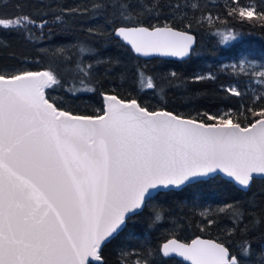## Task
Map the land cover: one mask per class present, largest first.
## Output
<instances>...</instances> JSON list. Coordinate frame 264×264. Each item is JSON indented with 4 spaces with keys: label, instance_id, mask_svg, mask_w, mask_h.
Wrapping results in <instances>:
<instances>
[{
    "label": "snow or ice",
    "instance_id": "6c2138e0",
    "mask_svg": "<svg viewBox=\"0 0 264 264\" xmlns=\"http://www.w3.org/2000/svg\"><path fill=\"white\" fill-rule=\"evenodd\" d=\"M232 4L230 16L264 19V9L254 4ZM118 7L129 18L132 5ZM29 26L37 22L28 15L0 17L3 29ZM115 35L144 56L184 57L194 43L192 35L168 24L151 30L120 26ZM220 35L223 43L236 39L231 32ZM233 67L248 74L244 62ZM90 69L80 66L79 73L87 77ZM251 75L262 86L253 102L264 104V70ZM60 83L53 70L0 71V264H103L105 242L158 189L215 173L247 189L254 177H264V106L247 108L254 119L246 123L231 111L198 120L101 93L102 114L77 115L46 96L44 89ZM146 87H154L151 79ZM224 90L243 95L239 87ZM250 247L242 245L243 256ZM159 253L190 264H241L223 243L199 238L190 244L169 239Z\"/></svg>",
    "mask_w": 264,
    "mask_h": 264
},
{
    "label": "trees",
    "instance_id": "16d2710c",
    "mask_svg": "<svg viewBox=\"0 0 264 264\" xmlns=\"http://www.w3.org/2000/svg\"><path fill=\"white\" fill-rule=\"evenodd\" d=\"M249 1L264 9V0H239L242 6ZM123 4L133 7L129 18L120 15ZM232 6V0H0V17L28 15L37 22L26 31L0 28V71L53 70L61 83L46 88V96L74 114H102L101 93H112L151 111L198 120L204 113L231 111L246 123L254 119L247 108L264 106L252 99L262 86L252 82L247 89V75L233 65L246 59L264 69V19L230 16ZM165 24L197 37L190 58L144 60L113 35L118 26ZM225 32L236 39L223 43ZM89 64L90 75L83 77L79 67ZM231 85L243 95H229L224 89ZM196 236L223 243L241 264H264V178H254L247 190L215 175L159 191L105 243L103 264L145 258L149 264H185L162 257L159 249L169 238L188 242ZM245 242L251 246L248 256L241 252Z\"/></svg>",
    "mask_w": 264,
    "mask_h": 264
},
{
    "label": "water",
    "instance_id": "95a60500",
    "mask_svg": "<svg viewBox=\"0 0 264 264\" xmlns=\"http://www.w3.org/2000/svg\"><path fill=\"white\" fill-rule=\"evenodd\" d=\"M130 26H135V25H130ZM140 26H142V25H140ZM118 27H120V26H118ZM118 27H116L115 29H114V31H113V35L116 37V38H118L122 43H124L129 49H130V51L132 52V54L134 55V56H136V57H139V58H141V59H144V60H149V59H152V58H161V59H165V60H175V61H183V60H187L188 58H190L191 57V55H192V53H193V50L195 49V47H196V45H197V37L193 34V33H191V32H188V31H184V30H180V29H176V28H174L175 30H177V31H184V32H187L189 35H192L193 37H194V43L192 44V47L189 49V53H188V55H186V56H184V57H180V56H165V55H160V54H157V53H153V54H150V55H148V56H144V55H140V54H138V53H136L135 51H133V49H132V47H131V45L130 44H128L127 42H125L121 37H117L116 35H115V30L118 28ZM144 27H146V26H144ZM157 27H162V26H157ZM149 28V27H148ZM150 30H151V28H149ZM44 91H45V89H44ZM46 94V93H45ZM109 94H112V93H109ZM113 95H115V94H113ZM117 96V95H116ZM118 97V96H117ZM101 98H102V101H103V97L101 96ZM119 98V97H118ZM121 99V98H120ZM138 102V101H137ZM103 107H104V101H103ZM149 111H151V110H149ZM154 111H168V110H165V109H161V110H154ZM168 112H171V111H168ZM171 113H173V112H171ZM74 114V113H73ZM173 114H175V113H173ZM77 115H82V114H77ZM175 115H177V114H175ZM178 116H180V115H178ZM181 117H183V116H181ZM183 118H189V117H183ZM215 175H221L222 177H224V178H226L224 175H223V173H215V174H211L210 176H208V177H205V178H199V179H197V180H194V181H192L191 183H194V182H196V181H199V180H206V179H208V178H210V177H213V176H215ZM254 178H264V177H259V176H257V177H254ZM226 179H228V178H226ZM229 180V179H228ZM231 181V180H230ZM233 182V181H232ZM191 183H189V184H191ZM186 185H188V184H186ZM186 185H183V186H181L180 188H169V189H163V188H161V189H158L157 191H155V192H153L152 193V195L150 196V197H148L147 199H146V202L150 199V198H152L156 193H158L159 191H167V190H179V189H181L182 187H184V186H186ZM237 185V184H236ZM240 189H242V190H247V189H244V188H242L241 186H239V185H237ZM145 202V203H146ZM145 205V204H144ZM144 205L142 206V208H140V209H138L135 213H138V212H140L142 209H143V207H144ZM134 213V214H135ZM131 215H133V214H131ZM197 238H199V239H202V240H212V241H215V240H213V239H210V238H207V237H202V236H196V237H194L193 239H191L190 241H188V242H185V241H181V240H179V239H176V238H169V239H176L177 241H179L180 243H191V241L192 240H194V239H197ZM169 239H167V240H169ZM166 240V241H167ZM166 241H164L163 243H165ZM108 242V241H107ZM215 242H217V241H215ZM106 243V242H105ZM162 243V244H163ZM219 243V242H218ZM161 244V245H162ZM167 258H176V259H178V260H180L181 262H183V263H185V264H190V262L189 261H185L182 257H178V256H170V257H167Z\"/></svg>",
    "mask_w": 264,
    "mask_h": 264
},
{
    "label": "rangeland",
    "instance_id": "374dc122",
    "mask_svg": "<svg viewBox=\"0 0 264 264\" xmlns=\"http://www.w3.org/2000/svg\"><path fill=\"white\" fill-rule=\"evenodd\" d=\"M250 4H254L253 2H251V1H249V2H247V5L246 6H249ZM255 5V4H254ZM255 7H256V5H255ZM241 62H244V64H245V68H246V72L248 73V74H245V75H247V77L245 78V81H243L244 82V85L246 86V88L248 89V87H250V83H257V78L256 77H253L252 75H251V72L252 71H259V70H264L262 67H260V65H258V64H256L255 62H253V61H250V60H246V59H243V60H241L240 62H239V64L241 63ZM249 64H251V65H253L254 67H252V68H250V67H248V65ZM229 65H233V64H229ZM234 66V65H233ZM231 86H233V87H236V85H231ZM46 90V89H45ZM254 90V89H253ZM224 112H226V111H223V112H221L220 114H223ZM219 114V115H220ZM146 204V203H145Z\"/></svg>",
    "mask_w": 264,
    "mask_h": 264
}]
</instances>
